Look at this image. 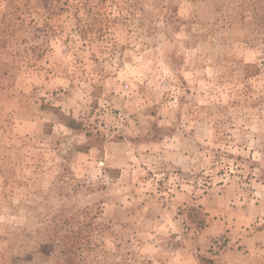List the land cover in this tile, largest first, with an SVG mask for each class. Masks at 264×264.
Instances as JSON below:
<instances>
[{
    "label": "rangeland",
    "instance_id": "rangeland-1",
    "mask_svg": "<svg viewBox=\"0 0 264 264\" xmlns=\"http://www.w3.org/2000/svg\"><path fill=\"white\" fill-rule=\"evenodd\" d=\"M0 264H264V0H0Z\"/></svg>",
    "mask_w": 264,
    "mask_h": 264
},
{
    "label": "trees",
    "instance_id": "trees-1",
    "mask_svg": "<svg viewBox=\"0 0 264 264\" xmlns=\"http://www.w3.org/2000/svg\"><path fill=\"white\" fill-rule=\"evenodd\" d=\"M201 224H203V223H201Z\"/></svg>",
    "mask_w": 264,
    "mask_h": 264
}]
</instances>
